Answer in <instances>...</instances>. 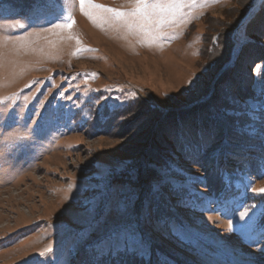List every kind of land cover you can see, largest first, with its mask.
Here are the masks:
<instances>
[{
  "label": "rangeland",
  "instance_id": "rangeland-1",
  "mask_svg": "<svg viewBox=\"0 0 264 264\" xmlns=\"http://www.w3.org/2000/svg\"><path fill=\"white\" fill-rule=\"evenodd\" d=\"M156 2L0 0V264H264V0Z\"/></svg>",
  "mask_w": 264,
  "mask_h": 264
},
{
  "label": "snow or ice",
  "instance_id": "snow-or-ice-1",
  "mask_svg": "<svg viewBox=\"0 0 264 264\" xmlns=\"http://www.w3.org/2000/svg\"><path fill=\"white\" fill-rule=\"evenodd\" d=\"M133 2L135 7L130 12H122L112 8H105L100 4L93 3L92 0H80L81 10L85 12V15H90L89 12L85 11V4H87L88 8L110 12L117 17L132 16L144 21L149 20L155 10H162V5L156 0H133ZM68 26L70 27L71 25ZM57 27H60V25H57ZM71 187L72 185H69V189ZM252 191L256 192L257 190L252 189ZM259 192L264 193V189H260ZM230 210L233 219L229 222V225L233 231L241 235H250L257 230L264 232V199L259 204L248 206H245L242 202L236 203ZM48 251L49 249H45L41 255H45Z\"/></svg>",
  "mask_w": 264,
  "mask_h": 264
},
{
  "label": "trees",
  "instance_id": "trees-1",
  "mask_svg": "<svg viewBox=\"0 0 264 264\" xmlns=\"http://www.w3.org/2000/svg\"><path fill=\"white\" fill-rule=\"evenodd\" d=\"M221 114V113H220ZM223 114H221V116H222Z\"/></svg>",
  "mask_w": 264,
  "mask_h": 264
}]
</instances>
